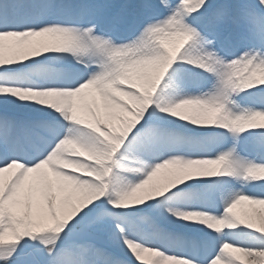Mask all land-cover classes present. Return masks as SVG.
<instances>
[{
  "label": "snow or ice",
  "instance_id": "1",
  "mask_svg": "<svg viewBox=\"0 0 264 264\" xmlns=\"http://www.w3.org/2000/svg\"><path fill=\"white\" fill-rule=\"evenodd\" d=\"M0 264H264V0H0Z\"/></svg>",
  "mask_w": 264,
  "mask_h": 264
},
{
  "label": "rangeland",
  "instance_id": "2",
  "mask_svg": "<svg viewBox=\"0 0 264 264\" xmlns=\"http://www.w3.org/2000/svg\"><path fill=\"white\" fill-rule=\"evenodd\" d=\"M246 208H251V206H248V205H242V206H240L236 211L238 212V213H240L241 215H243V214H245V209Z\"/></svg>",
  "mask_w": 264,
  "mask_h": 264
},
{
  "label": "bare ground",
  "instance_id": "3",
  "mask_svg": "<svg viewBox=\"0 0 264 264\" xmlns=\"http://www.w3.org/2000/svg\"><path fill=\"white\" fill-rule=\"evenodd\" d=\"M250 211H251V208H246L245 209V214L248 213V212H250Z\"/></svg>",
  "mask_w": 264,
  "mask_h": 264
}]
</instances>
